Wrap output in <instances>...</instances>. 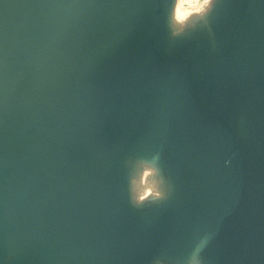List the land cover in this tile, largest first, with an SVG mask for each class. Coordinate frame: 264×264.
<instances>
[{
    "label": "water",
    "instance_id": "1",
    "mask_svg": "<svg viewBox=\"0 0 264 264\" xmlns=\"http://www.w3.org/2000/svg\"><path fill=\"white\" fill-rule=\"evenodd\" d=\"M175 1L0 0V264H264V0Z\"/></svg>",
    "mask_w": 264,
    "mask_h": 264
},
{
    "label": "bare ground",
    "instance_id": "2",
    "mask_svg": "<svg viewBox=\"0 0 264 264\" xmlns=\"http://www.w3.org/2000/svg\"><path fill=\"white\" fill-rule=\"evenodd\" d=\"M195 6H199L197 0L175 1L170 20V25L174 33H182L195 23L204 21L207 12L203 11L201 7L196 9L197 7ZM191 21L192 23H190ZM143 165L142 169L147 170L143 174L141 172L140 178L137 177L138 179H134L132 184V198L137 204L144 203L148 200H160L165 195L167 189L166 185L161 182L159 176H156V172L154 175V170L149 165ZM153 192H157V195H153ZM142 194L143 199H141Z\"/></svg>",
    "mask_w": 264,
    "mask_h": 264
},
{
    "label": "clouds",
    "instance_id": "3",
    "mask_svg": "<svg viewBox=\"0 0 264 264\" xmlns=\"http://www.w3.org/2000/svg\"><path fill=\"white\" fill-rule=\"evenodd\" d=\"M197 2L205 12H209L214 4V0H197ZM153 195H157V192H153ZM141 199H143V194L141 195Z\"/></svg>",
    "mask_w": 264,
    "mask_h": 264
},
{
    "label": "snow or ice",
    "instance_id": "4",
    "mask_svg": "<svg viewBox=\"0 0 264 264\" xmlns=\"http://www.w3.org/2000/svg\"><path fill=\"white\" fill-rule=\"evenodd\" d=\"M218 2H219V0H216V2L213 4L212 8L215 7V6L218 4ZM212 8H211V10H212ZM211 10H210V11H211ZM210 11H209V12H210ZM209 12H208V13H209ZM208 13H207V14H208ZM203 17H204V16H203ZM203 17H201V18H203ZM201 18H200V19H201ZM198 20H199V19H198ZM190 23H192V21H191Z\"/></svg>",
    "mask_w": 264,
    "mask_h": 264
},
{
    "label": "rangeland",
    "instance_id": "5",
    "mask_svg": "<svg viewBox=\"0 0 264 264\" xmlns=\"http://www.w3.org/2000/svg\"><path fill=\"white\" fill-rule=\"evenodd\" d=\"M195 7H197L196 9H198V8L201 7V6L199 5V6H195Z\"/></svg>",
    "mask_w": 264,
    "mask_h": 264
}]
</instances>
